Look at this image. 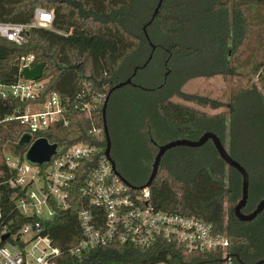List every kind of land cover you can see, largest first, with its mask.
I'll return each mask as SVG.
<instances>
[{"label":"trees","instance_id":"obj_1","mask_svg":"<svg viewBox=\"0 0 264 264\" xmlns=\"http://www.w3.org/2000/svg\"><path fill=\"white\" fill-rule=\"evenodd\" d=\"M159 1L0 0L2 23L32 24L37 8L54 15L51 30L31 28L21 46L0 38V85L13 86L24 78L22 58L34 57L30 69L45 64L43 76L37 80L42 83L40 99L58 94L65 107V121L32 133V141L45 138L59 149L91 144L100 149L101 156L107 142L105 134L97 132L104 130L105 100L115 86L131 78V85L111 94L106 109L110 157L117 174L133 188L130 192L139 194L148 182L156 156L149 148L158 152V146L164 145L160 139L173 135L181 140L200 139L210 132L249 176V198L243 213L250 214L264 200V63L253 70L257 81L233 89L227 103L184 88L198 79L236 76L238 68L250 64L255 53L251 49L240 64L252 23H258L250 19L248 11L263 8L264 0H163L149 24ZM150 68L154 77L160 75L154 78L156 84H137V77ZM128 88L144 96L138 99L129 94L116 104L115 95ZM100 96L104 99L98 102ZM89 103L93 119L82 120L78 107ZM25 106L26 102L13 97H0V121ZM29 134L17 120L2 122L0 150L14 145L16 156L24 159L30 144L20 147L19 141ZM127 154L143 164L140 179L133 177L131 169L128 175ZM91 161L86 162L87 167H97L98 157ZM0 172L3 220L15 233L29 221L15 204L24 192L4 184L11 176L4 161ZM85 179L72 185L69 208H57L54 217L43 221L44 234L61 251L54 264H224L222 251L185 255L174 240H160L145 249L115 241L71 254L70 249L82 239L78 214L89 208L81 192ZM149 191L150 204L156 210L195 217L213 225L216 232L225 230L230 241L227 254L239 259L234 257L233 264L264 260V213L251 223L235 217L242 177L220 159L210 143L168 151ZM225 203L230 205L228 212ZM94 213L104 225V214L96 209Z\"/></svg>","mask_w":264,"mask_h":264},{"label":"built area","instance_id":"obj_2","mask_svg":"<svg viewBox=\"0 0 264 264\" xmlns=\"http://www.w3.org/2000/svg\"><path fill=\"white\" fill-rule=\"evenodd\" d=\"M54 15L43 8H37L32 24H10L0 22V38L19 46L27 42L31 28L52 29ZM33 56L21 59L20 71L31 68ZM42 83L21 79L13 86L0 85L2 99L14 98L26 102L23 110H16L2 122L17 120L32 133L49 129L65 121V107L58 94L40 99ZM104 96L98 99L102 101ZM79 118L91 120V104L78 107ZM104 130L98 131L100 135ZM35 141V140H34ZM31 141V144L34 142ZM30 144V145H31ZM100 149L91 144H76L67 149L57 147L56 154L43 165L30 164L20 157L4 159L11 176L4 182L12 190H21L24 195L15 199L17 210L29 219L18 231L12 233L3 220L0 191V264H54L61 251L54 247L45 235L43 221L51 219L56 209L66 210L70 206L71 187L74 182L85 179L82 194L89 201V208L81 210L78 220L82 229L80 243L70 249L71 254L105 246L118 241L138 248H150L160 240L176 241L183 247L185 255L222 251L224 264H233L227 254L230 246L226 231L216 232L213 225L195 217L170 214L156 210L150 204L149 188L132 194L113 169ZM98 157L97 167H87L86 162ZM86 165V168L83 166ZM1 174V172H0ZM131 191V192H130ZM104 214L101 225L94 210ZM8 235L7 238H5Z\"/></svg>","mask_w":264,"mask_h":264},{"label":"water","instance_id":"obj_3","mask_svg":"<svg viewBox=\"0 0 264 264\" xmlns=\"http://www.w3.org/2000/svg\"><path fill=\"white\" fill-rule=\"evenodd\" d=\"M162 3H163V0H160L159 5L155 11V14H154V16H153V18L149 24H151L153 22L155 15L158 13L159 9L162 6ZM144 32L146 34V28L144 29ZM27 35H29V32L27 33ZM44 68H45V64H39L36 67H34L33 69L25 68L23 71L24 78L26 80H34V81L40 80L43 76ZM137 71L138 70L136 69L133 76H135L137 74ZM131 84H132V79L130 78L126 82L120 83L117 86H115L109 92V95L105 100L103 110H102L103 120H104V134H105L106 142H107L106 148H105V156L108 158V160H110V162L113 165V169L115 171H116L115 164L111 160V157H110L111 139H110L109 129H108L107 122H106V109H107L108 101H109L111 94L114 91L121 89L127 85H131ZM31 141H32V136L31 135H25L19 141V146L21 147L24 145H29V144H31ZM208 142H211L213 144V147L217 151L220 159L228 167L235 169L241 175V177H242V197H241L240 201L234 207V214H235V217L241 222H245V223L252 222L260 214H262L264 212V200H262L257 205L256 209L252 213H250V214L243 213V209L246 207V205L248 203V198H249V176H248L246 170L238 162H236L235 160L232 159V157L229 155L226 147L223 145V143L221 142L219 137L217 135H215L214 133H210V132L205 133L197 141L176 140V141L170 142L168 144L159 145L158 146V152L155 156V160H154V163L152 166V174H151L148 182L140 189L144 190L145 188H149L151 186L153 180L155 179V177L158 173L162 158L164 157V155L168 151H170L174 148H177V147L200 148V147L204 146L205 144H207ZM56 150H57L56 144H50L47 139L39 138V139L35 140L30 145V148L26 153V160L30 164L41 166L45 163H48L51 160V157L56 154ZM122 181L126 185H128L123 179H122ZM130 188H132V187H130ZM7 237H8V235L5 238H7ZM230 256L235 257L234 255H230ZM235 258H237V257H235ZM237 260L239 261L238 258H237ZM223 262H225V261H223ZM239 263L243 264L242 262H239ZM256 264H264V260H262Z\"/></svg>","mask_w":264,"mask_h":264},{"label":"rangeland","instance_id":"obj_4","mask_svg":"<svg viewBox=\"0 0 264 264\" xmlns=\"http://www.w3.org/2000/svg\"><path fill=\"white\" fill-rule=\"evenodd\" d=\"M248 13H249L250 19L253 20L255 18V20L258 23L256 22L252 23L253 29L251 31V35L247 42V49L240 59V64L243 61H245L246 58H248L251 50H254L255 53L254 55H252L250 64H248L247 67L244 69H240V68L237 69V72L240 75L238 74L233 77L229 76L227 78L217 77L213 79H198V80L191 81L185 86L184 88L185 92L192 93V94L196 93V94H200L203 96H210L214 99L216 98L219 100H223L227 103L230 100V95L233 89L239 88V87L240 88L247 87L251 83L257 81V77L255 76V73L253 70L258 63L259 64L264 63V7L261 9L251 8L249 9ZM159 76L160 75L158 74L156 75V77H154L153 71L151 72V68H150L149 70L143 72L139 77H137L136 83L143 85V86L151 87L156 84V80H154V78H159ZM129 94L137 96L138 99L144 96L142 93L136 92L133 88H128V89L118 92L115 95L114 98H115L116 104L119 103V101L122 98L128 97ZM207 112L213 113L212 111H209V110H207ZM111 124H113L112 121H111ZM116 133H117V130H116ZM198 139L199 138L191 139V140L189 139H183V140L196 141ZM160 140H161L160 142H163L164 144H168L170 142L181 140V139H178L173 135V136H168L167 138L163 140L162 139ZM209 143L213 147V144L211 142H208V144ZM149 150L153 156L156 155L157 152L154 147H150ZM15 156H16V148L14 147V145L6 146L5 148L0 150V162L4 161V159L6 158H12ZM127 162H128L127 165L129 167L128 175L130 174V169H131V174L133 175V177L136 175V179H140L141 170H143V164L141 165L140 162L136 158H133L131 156V154H127ZM229 208H230V205L228 203H225L226 212H228ZM262 214H260L259 216H261ZM248 223H251V222H248Z\"/></svg>","mask_w":264,"mask_h":264}]
</instances>
